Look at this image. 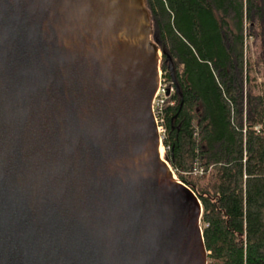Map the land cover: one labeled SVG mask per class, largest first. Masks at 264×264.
<instances>
[{
  "label": "water",
  "instance_id": "water-1",
  "mask_svg": "<svg viewBox=\"0 0 264 264\" xmlns=\"http://www.w3.org/2000/svg\"><path fill=\"white\" fill-rule=\"evenodd\" d=\"M159 54L145 0H0V264H207Z\"/></svg>",
  "mask_w": 264,
  "mask_h": 264
},
{
  "label": "trees",
  "instance_id": "trees-1",
  "mask_svg": "<svg viewBox=\"0 0 264 264\" xmlns=\"http://www.w3.org/2000/svg\"><path fill=\"white\" fill-rule=\"evenodd\" d=\"M159 70L163 159L201 206L207 264H264V0H145ZM200 169L201 174L196 170Z\"/></svg>",
  "mask_w": 264,
  "mask_h": 264
},
{
  "label": "built area",
  "instance_id": "built-area-1",
  "mask_svg": "<svg viewBox=\"0 0 264 264\" xmlns=\"http://www.w3.org/2000/svg\"><path fill=\"white\" fill-rule=\"evenodd\" d=\"M158 83L155 90V93L153 95L152 104H151V110L152 115L156 124L158 135L160 136L161 141V135L163 134V129L161 127V110L164 105V102L168 98L169 94L173 92L172 86L169 82L166 81L164 74L161 73V71L158 68L157 73ZM197 174H201V170H196Z\"/></svg>",
  "mask_w": 264,
  "mask_h": 264
},
{
  "label": "rangeland",
  "instance_id": "rangeland-1",
  "mask_svg": "<svg viewBox=\"0 0 264 264\" xmlns=\"http://www.w3.org/2000/svg\"><path fill=\"white\" fill-rule=\"evenodd\" d=\"M247 53L250 56V66L252 71V78L258 87L264 84V42L254 41L253 38H247ZM160 58V54H159ZM159 66V63H158ZM162 151V149H161ZM163 151L161 152V154Z\"/></svg>",
  "mask_w": 264,
  "mask_h": 264
},
{
  "label": "bare ground",
  "instance_id": "bare-ground-1",
  "mask_svg": "<svg viewBox=\"0 0 264 264\" xmlns=\"http://www.w3.org/2000/svg\"><path fill=\"white\" fill-rule=\"evenodd\" d=\"M161 149H162V148H160V155H161V152H162Z\"/></svg>",
  "mask_w": 264,
  "mask_h": 264
}]
</instances>
